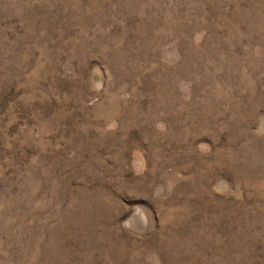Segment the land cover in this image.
<instances>
[{
  "label": "rangeland",
  "instance_id": "1",
  "mask_svg": "<svg viewBox=\"0 0 264 264\" xmlns=\"http://www.w3.org/2000/svg\"><path fill=\"white\" fill-rule=\"evenodd\" d=\"M0 264H264V0H0Z\"/></svg>",
  "mask_w": 264,
  "mask_h": 264
}]
</instances>
